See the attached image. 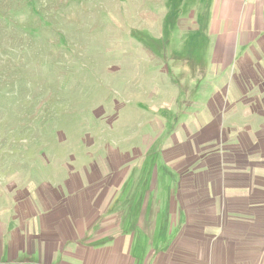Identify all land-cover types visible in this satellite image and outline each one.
Wrapping results in <instances>:
<instances>
[{"label":"rangeland","instance_id":"1","mask_svg":"<svg viewBox=\"0 0 264 264\" xmlns=\"http://www.w3.org/2000/svg\"><path fill=\"white\" fill-rule=\"evenodd\" d=\"M195 4L0 0L1 213L17 215L27 198L31 217L38 193L53 186L67 194L74 175L109 177L103 164L122 153L124 198L198 196L193 184L166 186L201 182L208 244L264 264V91L252 84L241 104L213 118L219 123L209 121L211 95L191 100L186 67L200 68L203 54L183 18Z\"/></svg>","mask_w":264,"mask_h":264},{"label":"crops","instance_id":"2","mask_svg":"<svg viewBox=\"0 0 264 264\" xmlns=\"http://www.w3.org/2000/svg\"><path fill=\"white\" fill-rule=\"evenodd\" d=\"M187 11L185 30L195 34L189 39H201L203 55L200 68L196 62L188 64L194 71L186 67L185 75L193 76L186 82V92L197 91L191 100L203 104L211 95L207 114L211 123H219L213 118L241 104L245 94L253 90L252 84L264 91L258 78L264 75V0H196ZM205 48L211 72L205 63ZM201 69L205 74L199 72ZM205 77L212 82L203 81ZM202 83L210 86H200ZM114 153V159L103 164L111 176L95 181L88 175L81 182L72 179L77 177L74 175L65 183L67 194L47 187L37 194L34 202L40 209L31 217L26 212V203L31 201L27 198L18 204L22 209L15 210L17 215L11 208L0 212V264L252 263L232 254L226 257L208 244L213 234L202 228L201 182L179 180L178 184L163 185L182 190L193 184L200 189L198 196L197 190L194 195L181 192L178 196H172L170 190L168 196L124 198L123 157ZM98 172L100 176L98 169L93 174ZM156 181L153 179L152 191L161 186H156ZM48 199L51 207L47 206ZM191 200H199L198 208Z\"/></svg>","mask_w":264,"mask_h":264}]
</instances>
